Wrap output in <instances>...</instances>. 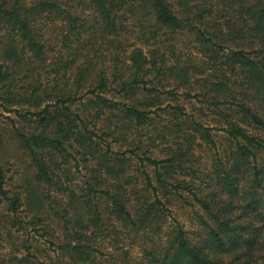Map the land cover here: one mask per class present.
Wrapping results in <instances>:
<instances>
[{"label": "trees", "instance_id": "obj_1", "mask_svg": "<svg viewBox=\"0 0 264 264\" xmlns=\"http://www.w3.org/2000/svg\"><path fill=\"white\" fill-rule=\"evenodd\" d=\"M176 90L216 125L184 106L162 108L157 95ZM0 107L36 123L15 136L36 182L69 199L34 197L24 216L0 166V252L9 246L0 264H47L17 237L30 227L56 238L46 240L56 251L48 264L123 260L121 235L143 239L139 264H264V0H0ZM158 112L168 120L146 148L140 129ZM212 131L231 144L222 156ZM202 144L215 150L205 179L195 166ZM74 148L89 170L81 200L62 188L54 162L68 163ZM175 197L194 208V237L175 220L162 236ZM46 200L52 217L41 214ZM108 237L115 250L104 253L97 239Z\"/></svg>", "mask_w": 264, "mask_h": 264}, {"label": "rangeland", "instance_id": "obj_2", "mask_svg": "<svg viewBox=\"0 0 264 264\" xmlns=\"http://www.w3.org/2000/svg\"><path fill=\"white\" fill-rule=\"evenodd\" d=\"M43 26V27H42ZM42 31L44 34L50 33L48 27H44L42 25ZM168 83V82H165ZM170 86H165L164 90H173L174 84H170ZM178 94L175 98H170L167 95H157V101L161 104V107L164 108L168 105L171 106H184L188 114H194V116L201 120L204 124L209 127H214L216 124L214 123V119L212 116H209L208 112L205 110L204 116L200 115L198 111L200 108L206 109L204 105L201 104L195 98H185L182 96V90H176ZM81 108V107H79ZM8 109H19L21 113L27 110V106H14ZM155 109V108H153ZM78 110V108H77ZM157 117L153 118L151 125L144 126L141 130V133L144 135L143 137V146H147L148 148L152 143L159 144L160 141L157 138V129L161 127V125L165 124L168 120L167 114L158 112ZM200 116V117H199ZM7 118H11L14 121L12 125ZM18 128L25 134H30L35 132L36 130V123L27 120H21L18 118L13 112H5L0 107V166L5 170V179H6V186L5 189L9 191V194H18L23 202V207L21 210L23 211L24 216H32L34 215V211H30V205H28L29 201L34 197L43 198L44 196L49 193L52 198L59 201L61 200L63 204L68 202V198L66 195L56 192L55 188H50L44 184H39L36 182L35 173L37 172L36 167L33 165L31 156H29L28 152L23 149L20 144V141L15 136L14 129ZM214 135V139L216 141L217 152L223 155L225 151L231 147L229 141L225 139V135L221 132H211ZM150 137V138H149ZM149 139L154 140L151 142ZM144 148V149H146ZM69 149L70 157L69 162L64 163L63 159L55 156L54 162L58 165V171L56 174L60 177V183H62V188L67 186L70 189H73V192L78 200L85 195L83 191V183L86 177H89V170L85 168V164L82 161L81 150L78 148ZM124 149V148H123ZM161 146H152V155L154 156H161L159 150ZM195 158L197 159L196 167H200L204 172L203 178L207 177L212 172V163L215 159V150H212L210 147L205 146L202 144L201 146H197L195 149ZM134 165L137 164L136 160L132 162ZM132 170V169H131ZM131 172H135L132 170ZM185 199L188 202H192L191 197L189 195L184 194ZM62 202L59 201L60 206H62ZM45 210L41 214L45 217H52L53 214L49 212L51 207L50 201H45ZM170 210V214L166 215L162 223V236H164L165 232H169L175 226L174 221H177L180 225L183 226V229L187 231L189 237H194L195 233H197L199 227L197 221L195 219L194 208L190 207L185 204V202L177 197L171 200V204L167 206ZM0 207V215H1ZM60 209V208H59ZM3 210V209H2ZM42 211V210H41ZM5 212V211H4ZM29 217V218H30ZM50 222V221H49ZM47 225V222H45ZM50 225V223H49ZM43 225H37L36 228H41ZM27 229V232H20L17 235L20 240L28 239L29 243L31 244V253L35 257V260L39 262L51 263L55 261L56 251L53 246H51L46 240H54L56 238L46 236L40 237L36 236L33 231ZM50 230L54 231L57 237L62 239L61 230L56 225H50ZM15 231V229L13 230ZM43 232L40 231V234ZM166 235V234H165ZM159 236H156L154 239H158ZM119 240L122 241L124 250L128 253V255L122 260V256L119 252H117L118 261L111 264H139L142 258V244L143 239L131 240L126 238V235L119 236ZM98 247L102 248L103 246L106 247L103 251L104 253H111L115 250L112 244V238L108 237L104 239V241H100L97 239ZM9 251V246L5 243L4 249L0 252V256Z\"/></svg>", "mask_w": 264, "mask_h": 264}]
</instances>
